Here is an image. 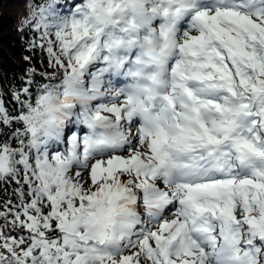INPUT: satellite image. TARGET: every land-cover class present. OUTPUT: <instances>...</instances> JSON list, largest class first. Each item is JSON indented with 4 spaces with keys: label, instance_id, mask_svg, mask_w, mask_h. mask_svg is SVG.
I'll return each instance as SVG.
<instances>
[{
    "label": "snow or ice",
    "instance_id": "obj_1",
    "mask_svg": "<svg viewBox=\"0 0 264 264\" xmlns=\"http://www.w3.org/2000/svg\"><path fill=\"white\" fill-rule=\"evenodd\" d=\"M29 10L0 264H264V0Z\"/></svg>",
    "mask_w": 264,
    "mask_h": 264
},
{
    "label": "trees",
    "instance_id": "obj_2",
    "mask_svg": "<svg viewBox=\"0 0 264 264\" xmlns=\"http://www.w3.org/2000/svg\"><path fill=\"white\" fill-rule=\"evenodd\" d=\"M30 3L32 0H0V91L5 93L22 86L29 67H41L43 54L37 50L33 55L26 50L25 41L32 33L25 36L21 31L22 22L30 14ZM25 55L33 56L31 63L24 60ZM14 187L13 183L0 184V200L11 196Z\"/></svg>",
    "mask_w": 264,
    "mask_h": 264
}]
</instances>
